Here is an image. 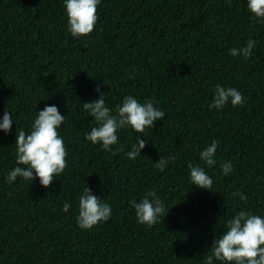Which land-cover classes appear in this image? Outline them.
<instances>
[{"label":"trees","instance_id":"obj_1","mask_svg":"<svg viewBox=\"0 0 264 264\" xmlns=\"http://www.w3.org/2000/svg\"><path fill=\"white\" fill-rule=\"evenodd\" d=\"M246 5L102 0L94 31L73 38L63 0H0V118L8 110L16 120L10 134L0 131V264H203L227 219L241 209L264 215V24ZM249 38L256 47L248 59L229 54ZM216 85L240 90L245 105L210 109ZM97 87L109 106L133 94L166 112L143 134L121 131L126 150L138 135L147 140L135 160L85 139L96 123L82 103L98 98ZM46 105L65 115L68 167L48 187L9 184L16 128L29 131ZM213 139L220 145L209 169L199 153ZM169 155L176 159L165 170L155 167ZM229 160L234 171L225 176L220 165ZM189 163L205 167L211 191L192 187ZM85 184L112 205V217L91 230L76 223ZM150 190L169 212L147 227L129 201Z\"/></svg>","mask_w":264,"mask_h":264},{"label":"clouds","instance_id":"obj_2","mask_svg":"<svg viewBox=\"0 0 264 264\" xmlns=\"http://www.w3.org/2000/svg\"><path fill=\"white\" fill-rule=\"evenodd\" d=\"M102 0H63V8L67 16V31L73 38H83L91 34L99 20L97 8ZM247 11L251 18L264 24V0H247ZM256 47V40L249 38L245 44L230 48L233 57L242 56L248 59ZM99 94L92 102H83L85 114L94 119L96 126L85 133V139L93 145H99L104 151L116 155L124 153L131 160L141 156L147 140L144 135L136 137V143L130 150L121 143L122 130L131 129L143 134L153 129L155 123L166 116L158 101L145 98L141 101L133 94L125 95L115 107L106 102V93L99 87ZM233 107H243L246 97L235 87L216 85L210 109L222 110L228 104ZM15 116L6 110L0 118V131L5 135L12 132ZM66 122L57 105H46L36 112L30 123V130L16 128V166L6 174V181L12 184L18 178L31 184L39 180L40 185L48 187L54 179L59 178L68 167V149L64 137L60 134L62 124ZM218 139H213L199 153V159L207 168L217 164ZM115 146V147H114ZM176 159L175 155L161 156L155 162V167L165 170ZM189 178L192 187L211 191L213 178L201 164L189 163ZM223 175L228 176L234 171L232 162H222L220 165ZM241 201L248 197L243 192L234 193ZM135 211L139 224L152 227L164 221L169 209L166 202L154 191L150 190L137 201H129ZM72 208L71 202H64L62 211L67 213ZM112 217V205L97 196L85 184L78 196V215L76 223L81 230H91L100 223L107 222ZM226 230L214 239L210 254L203 264H264V215L253 213L251 209H241L227 219Z\"/></svg>","mask_w":264,"mask_h":264}]
</instances>
